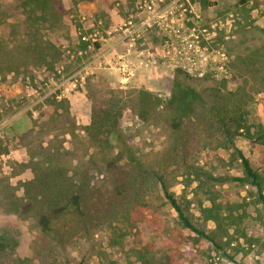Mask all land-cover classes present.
<instances>
[{
    "label": "rangeland",
    "instance_id": "1",
    "mask_svg": "<svg viewBox=\"0 0 264 264\" xmlns=\"http://www.w3.org/2000/svg\"><path fill=\"white\" fill-rule=\"evenodd\" d=\"M37 1L45 2L44 11ZM135 1L0 0V175L11 174L13 184L32 177L28 169L12 174L20 169L17 163L27 162L28 146L38 141L45 145L52 136L43 135L39 125L55 113L59 100L65 99L76 126L87 124V88L97 80L123 90L147 89L162 105L169 101L174 69L139 70L120 87L119 71L106 62L111 51L107 48L115 37L105 31L126 17ZM191 1L200 9L198 24L217 23L211 45L225 50L226 76L185 79L186 86L195 88L205 102L204 107L197 103L175 132L166 124L143 122L130 109L124 110L119 126L132 134L139 160L164 175L187 217L206 233L215 234L220 248L204 238L197 240L181 226L170 206L163 208L158 219L148 214L134 251L107 247L99 239H46L31 218H19L0 207V234L17 240L13 251L0 252V264H78L79 260L82 264H139L137 251L155 264H264V204L258 201L255 187L234 179L243 177L238 150L264 177V151L242 135L234 137L233 146L208 110L214 105L208 95L211 88L225 84L222 91H234L246 83L252 96L248 123L253 130L264 127V0H208L205 7L199 0ZM147 38L153 45L162 41L155 31ZM250 62L255 63L253 68ZM255 68L258 73L253 72ZM62 137L53 141L70 148L73 140L66 136L63 142ZM126 172L125 168L127 177ZM137 179L143 181L141 176ZM104 200L100 209L111 205L108 198ZM210 207L219 212L221 229L204 217L202 209ZM76 226L72 215L57 221V228L67 236Z\"/></svg>",
    "mask_w": 264,
    "mask_h": 264
},
{
    "label": "trees",
    "instance_id": "2",
    "mask_svg": "<svg viewBox=\"0 0 264 264\" xmlns=\"http://www.w3.org/2000/svg\"><path fill=\"white\" fill-rule=\"evenodd\" d=\"M199 2L203 7L210 4L208 0ZM211 3L215 4V1ZM45 5L42 2V11ZM248 65L253 68L255 63ZM253 72L258 73V70L255 68ZM173 74L174 91L163 105L147 89L112 88L103 80L89 84L90 120L82 127L76 126L74 118H70L65 99L59 100L55 113L39 125L43 135L52 136L46 138L45 145L38 141L28 146L27 162L17 163L20 169L12 174L28 169L32 177L13 184L11 174L0 175V207L19 218H31L39 234L46 239L58 242L73 236L99 239L107 247L117 246L134 251L141 242L138 237L148 214L153 220L158 219L163 208L170 206L177 213L181 226L193 232L197 240L204 238L220 248L214 239L215 234L206 233L187 217L164 175L147 168L139 160L131 143L132 134L119 126L124 110L130 109L143 122L166 124L175 132L181 120L194 112L197 103L204 107L205 101L197 90L186 86L185 79H189V75L179 69ZM222 81L225 83V79ZM224 85L211 88L208 94L214 103L208 108L211 118L233 146L234 137L242 135L264 151V127L258 125L253 130L248 123V102L252 96L246 83L226 92L222 91ZM60 134L63 135V142L66 136L73 140L69 142L72 144L70 148L53 141ZM237 157L241 161L243 177L234 179L255 187L258 201L264 204V177L240 150ZM74 158L76 163L72 161ZM125 168L127 177L123 174ZM139 176L143 181L138 182ZM211 178L220 182L226 180L224 177ZM134 184L141 185L134 187ZM19 188L22 189L21 194L17 193ZM105 198L111 201V205L100 209L98 205H104ZM202 211L206 219L214 220L216 228L221 229L222 219L218 211H213L211 207ZM70 215L75 217L77 226L67 236L57 228V221ZM16 244L14 236L0 234V252L13 251ZM137 252L140 254L139 264H155L142 251ZM78 262L82 264L81 260Z\"/></svg>",
    "mask_w": 264,
    "mask_h": 264
},
{
    "label": "built area",
    "instance_id": "3",
    "mask_svg": "<svg viewBox=\"0 0 264 264\" xmlns=\"http://www.w3.org/2000/svg\"><path fill=\"white\" fill-rule=\"evenodd\" d=\"M198 5L191 0H136L130 12L105 31L115 37L106 62L119 71L124 87L139 70L164 67L200 78L226 76L228 57L212 47L215 22L198 24ZM157 32L161 43L150 44ZM101 40L106 41L103 37Z\"/></svg>",
    "mask_w": 264,
    "mask_h": 264
},
{
    "label": "crops",
    "instance_id": "4",
    "mask_svg": "<svg viewBox=\"0 0 264 264\" xmlns=\"http://www.w3.org/2000/svg\"><path fill=\"white\" fill-rule=\"evenodd\" d=\"M118 78H119V76H117V81H118Z\"/></svg>",
    "mask_w": 264,
    "mask_h": 264
}]
</instances>
